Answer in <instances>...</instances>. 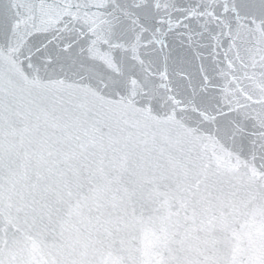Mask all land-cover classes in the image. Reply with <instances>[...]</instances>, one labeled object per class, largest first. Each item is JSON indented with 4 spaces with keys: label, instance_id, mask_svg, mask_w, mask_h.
<instances>
[{
    "label": "snow or ice",
    "instance_id": "obj_1",
    "mask_svg": "<svg viewBox=\"0 0 264 264\" xmlns=\"http://www.w3.org/2000/svg\"><path fill=\"white\" fill-rule=\"evenodd\" d=\"M0 264H264V0H0Z\"/></svg>",
    "mask_w": 264,
    "mask_h": 264
}]
</instances>
